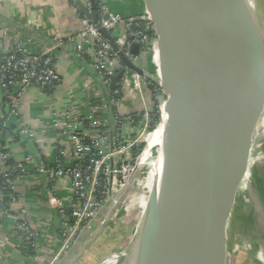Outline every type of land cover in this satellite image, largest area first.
<instances>
[{
    "label": "built area",
    "instance_id": "built-area-1",
    "mask_svg": "<svg viewBox=\"0 0 264 264\" xmlns=\"http://www.w3.org/2000/svg\"><path fill=\"white\" fill-rule=\"evenodd\" d=\"M88 4L89 15L83 13L81 16L82 30L69 37L67 42L76 43L77 57L86 62L91 72L93 84L88 88L94 95L89 103L91 110L77 106L69 107L63 117L54 114L53 128L61 133L62 138L52 159L28 156L14 161L11 153L4 151L0 143V222L9 214V207L20 201L16 184L29 175L46 181L43 190L51 207L60 217H70V222H65L62 230L64 243L61 251L46 264H59L62 253L65 256L70 253L80 235L93 227L116 194L127 185L145 148L146 138L151 134L152 111L147 106L145 92L155 85L153 90L150 89L154 102L158 101L157 95L161 92L158 84L125 64L121 68L125 69L123 78L115 88H111L118 72L108 63L123 62L120 53L134 61L136 56L132 47L135 44L140 46L139 51L143 55L156 52L158 36L151 18H126L100 2L94 11L92 0H88ZM117 27H122L124 36H114ZM102 29L110 33L118 49ZM77 39L82 42H76ZM85 43L93 44L96 61H88ZM30 44L31 40H16L10 49L0 51V91L9 110L6 121L2 123L4 129L7 121L14 117L20 121V132L35 141L34 131L21 121L20 107L31 87L37 86L52 94L62 83L53 51L63 43L51 42L39 54ZM159 65L158 62V71ZM128 79L144 103L143 112H120L123 85ZM128 125L137 129L130 138H126L122 131ZM3 134L12 136L7 132ZM142 146L141 152L133 157V150ZM63 179L71 182L72 196L60 197L54 191L53 187ZM20 213L13 231L17 247L24 253L33 254L36 264H42L37 234L25 219L26 210L22 209Z\"/></svg>",
    "mask_w": 264,
    "mask_h": 264
},
{
    "label": "water",
    "instance_id": "water-1",
    "mask_svg": "<svg viewBox=\"0 0 264 264\" xmlns=\"http://www.w3.org/2000/svg\"><path fill=\"white\" fill-rule=\"evenodd\" d=\"M76 2L89 15L88 6ZM145 5L158 36L159 71L143 69L123 53L121 59L127 67L160 86L157 100L164 102L166 111L173 109L174 118L168 186L171 219L166 221L163 213L164 220L159 225L163 230L167 222V238L154 246L153 227L146 216L142 237L150 252H155L151 264H220L228 194L240 181L235 174L248 154L239 161L240 155L244 148L251 149L246 143L264 104L254 109L249 99L238 110L235 105L238 97L229 94L228 107L234 105L228 109L233 126L226 129L217 89L214 0H145ZM92 10H97L95 0ZM252 20L246 13L242 24L239 21V34L233 35L236 43L248 52L254 51V46L261 49L255 43L260 37ZM102 33L114 44L108 31L102 29ZM139 50L138 44L133 45L134 55ZM124 74L122 69L113 78L111 88L116 87ZM153 109L154 103L150 107ZM15 128L11 124V129ZM15 135L19 139L20 130ZM221 259L224 262L223 256Z\"/></svg>",
    "mask_w": 264,
    "mask_h": 264
},
{
    "label": "crops",
    "instance_id": "crops-1",
    "mask_svg": "<svg viewBox=\"0 0 264 264\" xmlns=\"http://www.w3.org/2000/svg\"><path fill=\"white\" fill-rule=\"evenodd\" d=\"M76 1L0 0V51L10 49L16 40H31L30 46L35 52L37 49L42 52L46 45L54 41L63 43L53 51L62 83L52 94L40 87H31L20 107L21 121L34 131L36 140L31 141L20 132L19 139L14 134L6 137L4 141V149L11 153L14 161L28 156L52 159L62 138L61 133L53 128L54 114L63 117L69 107L77 106L91 110L89 103L94 99V95L88 89L93 84L91 72L86 62L77 57L74 50L76 43L67 42L69 37L78 35L82 30L83 12ZM96 1L106 4L110 10L126 18L150 17L145 0ZM79 3L89 6L88 0H79ZM113 34L124 36L122 27H117ZM76 42L82 40L77 39ZM84 45L88 61H96L93 44ZM156 48V52L150 55H143L139 51L134 62L150 72H158V45ZM108 64L114 66L118 73L124 65L123 62ZM123 87L124 98L120 112L122 114L143 112L144 103L134 89L131 79H128ZM145 100L150 110L154 103L150 89L145 92ZM6 115L8 108L0 91V124L6 121ZM13 125L16 126L14 130L16 132L20 128V121L16 120ZM122 131L126 138H130L136 134L137 129L128 125L124 126ZM45 184L46 181L36 175H29L16 184V194L20 201L9 207V214L0 222V264H36L33 254L18 249L13 236L15 220L21 217L22 209L26 210L25 219L37 234L38 254L42 257V264L50 263L61 251L64 243L62 230L64 223L70 222V217H60L51 207L43 190ZM53 189L60 197L73 195L68 179L60 180ZM3 200L6 201V198ZM69 260L70 253L64 257V264Z\"/></svg>",
    "mask_w": 264,
    "mask_h": 264
},
{
    "label": "rangeland",
    "instance_id": "rangeland-1",
    "mask_svg": "<svg viewBox=\"0 0 264 264\" xmlns=\"http://www.w3.org/2000/svg\"><path fill=\"white\" fill-rule=\"evenodd\" d=\"M163 103L157 101L159 122L166 115ZM261 104H264V95ZM249 142H252L253 148H244L239 161L246 154L248 159L253 157L257 151L264 157V109L250 132ZM162 143L147 141L143 149L145 151L139 156L128 181L130 184L122 188L125 192L122 204L114 209V215L102 232L98 233V229L104 212L89 231L80 235L75 246L70 249L68 264H100L113 253H120L116 264H151L155 260V252L151 253L146 247L142 229L148 205L156 195L165 171L162 162L154 161L163 156L165 144ZM144 160L146 164L139 168ZM259 235L264 243V161L261 166H252L244 179L230 188L226 221L221 231L219 263L264 264L254 256L261 243ZM64 257L62 253L59 264H64Z\"/></svg>",
    "mask_w": 264,
    "mask_h": 264
},
{
    "label": "bare ground",
    "instance_id": "bare-ground-1",
    "mask_svg": "<svg viewBox=\"0 0 264 264\" xmlns=\"http://www.w3.org/2000/svg\"><path fill=\"white\" fill-rule=\"evenodd\" d=\"M214 10L217 28L216 68L218 97L224 125L226 129H230L233 126V122L229 115V110H231L234 105L230 104L231 107H228L229 94L231 95L232 93L238 97L236 99L234 98L236 109L238 110L242 107L244 102L246 103L249 99H251L250 101L254 109L259 107L260 100H262V96L264 95V31L260 30L262 27L264 28V0H214ZM246 13L253 19V29L257 33L258 38L260 37L258 41L255 40V43L257 46L259 44L261 49L257 50L254 46L255 50L252 52L246 51L239 43H236L235 37L233 36L234 33L239 34L241 28H239L238 25L240 22L242 24ZM163 105L160 108L161 114ZM173 118L174 111L168 108L164 118L158 123L155 130L148 135L149 137L147 136L146 138V143L147 141H151L153 144L157 142H163L165 144L163 156L154 160L162 162L165 165V171L159 189L151 201V204L148 205L149 207L145 213L153 227L151 234L152 238L155 240H153L154 246H157V242L167 238V222L163 230L162 227H159L164 220L163 213L167 216L166 221L171 219L168 186L170 178V155L173 140ZM251 143L248 138L246 146L253 148ZM144 151H142V153H144ZM263 161L264 157L257 151L253 157L247 159L240 165V168L235 174V179H244L245 173L252 166H261ZM145 164V160L142 161L139 168L143 167ZM129 184L130 182L128 185ZM124 193V190L121 189L105 209L100 220L98 233L104 230L106 224L114 215V209L122 204ZM157 226L159 227L158 229L156 228ZM259 236L261 243H259L258 250L255 252L254 256L264 263V243L261 235ZM157 239L159 240L157 241ZM119 255L120 253H113L100 264H116Z\"/></svg>",
    "mask_w": 264,
    "mask_h": 264
},
{
    "label": "trees",
    "instance_id": "trees-1",
    "mask_svg": "<svg viewBox=\"0 0 264 264\" xmlns=\"http://www.w3.org/2000/svg\"><path fill=\"white\" fill-rule=\"evenodd\" d=\"M97 3H99V2H97ZM155 88V85H153V86H151V90H153ZM8 113H9V110H8ZM159 117V114H158V107H157V102L155 101L154 102V109H153V111H152V125H151V129H150V132H152L154 129H155V127H157L156 125H158V123H160L159 121H160V118H158ZM16 121V119L14 118V117H11L8 121H7V126H6V128L4 129V127H3V125L2 124H0V143H1V146H2V148H3V150L5 151V149H4V146H5V139L4 138H6L5 136H4V132H7L9 135H14L15 134V132H14V130L13 129H11V124H13L14 122ZM4 136V137H3ZM149 137V136H148ZM143 148V146L142 147H140L139 149H134L133 150V157H136L140 152H141V149Z\"/></svg>",
    "mask_w": 264,
    "mask_h": 264
}]
</instances>
